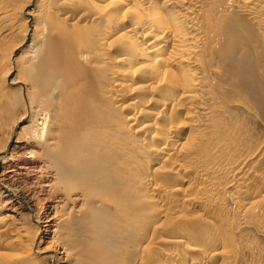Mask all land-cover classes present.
Masks as SVG:
<instances>
[{
	"label": "bare ground",
	"instance_id": "obj_1",
	"mask_svg": "<svg viewBox=\"0 0 264 264\" xmlns=\"http://www.w3.org/2000/svg\"><path fill=\"white\" fill-rule=\"evenodd\" d=\"M16 161L0 264H264V0H0Z\"/></svg>",
	"mask_w": 264,
	"mask_h": 264
},
{
	"label": "rangeland",
	"instance_id": "obj_2",
	"mask_svg": "<svg viewBox=\"0 0 264 264\" xmlns=\"http://www.w3.org/2000/svg\"><path fill=\"white\" fill-rule=\"evenodd\" d=\"M7 152L9 155L10 152ZM35 165L25 161H16L13 165L0 164V179L4 181H10L11 183H17L16 185L22 191H24L26 194H30L29 197H32L33 200L32 205H34V208H36L37 211V208L39 210L40 207L44 208L49 204L50 196L46 192H43V189L40 187V185L36 183V176H39L40 169L39 167H35ZM3 206L8 214H14V216L16 215L17 218L20 217L19 215H21L22 212L21 210H18L17 204H9V201L5 200L3 202ZM41 225L42 234L40 238V247L43 249L42 251L48 252L54 250L55 252L57 251L59 255V252L61 251L59 249H55L51 241L50 233L53 230L54 222L51 221V218L48 219L44 217L42 219Z\"/></svg>",
	"mask_w": 264,
	"mask_h": 264
}]
</instances>
